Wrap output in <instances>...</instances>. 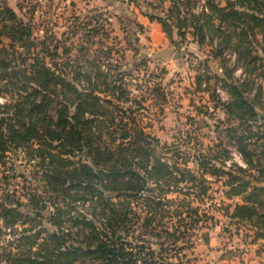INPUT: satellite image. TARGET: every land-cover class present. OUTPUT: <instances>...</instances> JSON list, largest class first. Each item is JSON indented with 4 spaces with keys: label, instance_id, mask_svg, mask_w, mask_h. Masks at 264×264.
<instances>
[{
    "label": "trees",
    "instance_id": "obj_1",
    "mask_svg": "<svg viewBox=\"0 0 264 264\" xmlns=\"http://www.w3.org/2000/svg\"><path fill=\"white\" fill-rule=\"evenodd\" d=\"M0 1V43L3 39L11 41L9 48L0 49V97L8 99L0 105V163L9 152L18 150L26 151L31 161L39 159L47 193H55L56 200L64 197L67 206H55L50 218L55 231L50 232L26 228L27 223L44 218L42 213L48 210L44 199L36 201L30 196L32 214L24 213L20 202L12 207L2 204L0 222L4 229L0 228V233L4 231L14 240L10 248L0 249V264H167L171 258L163 256V252L173 247L172 251L179 255L193 249L197 238L194 227L201 223L199 212L190 209V203L183 201L174 210L178 202L167 195L181 193V185L187 184L201 198L208 191V175L228 177L224 183L227 198L240 200L224 206L223 216L238 228L252 232L255 243L264 240V133L257 131L264 127L259 126L264 121L259 112L264 95V0L145 3V15L162 26L171 44H178L175 37L186 40L192 31L200 47L211 46L216 58L230 51L248 71V80L241 87L235 84L233 75L228 78L232 81L228 85L230 102H222L216 92L210 98L215 103L214 113L218 107L226 111L230 125L226 133L246 168L234 164L231 172H226L227 150H223L222 158L200 155L196 160L203 170L201 178L178 165L179 159L185 157L180 147H169L146 133L136 119L138 110L125 108L132 100L123 77L115 79L114 85L103 92L81 69L73 74V81L69 80L68 74H60L51 66L59 46L51 50L47 41L37 44L33 28L20 20L6 0ZM168 2L169 8L164 6ZM200 4L207 11L197 13ZM127 5L141 9L139 0H128ZM101 17L104 16L100 14L98 19ZM51 58L53 63H48ZM95 75L108 84L109 74L97 70ZM224 81L221 83L227 85ZM203 82V76H198L197 93L205 92ZM253 92L251 99L245 97ZM101 94H109L116 103ZM234 122L238 126H232ZM105 131L109 133L108 140H104ZM172 152L174 162L165 159ZM81 154L91 163L77 166L72 158ZM108 194L120 201L115 204ZM145 194L150 196L142 199ZM77 202L91 206L92 214L88 215L92 218L70 214ZM134 203L143 210L133 211ZM144 214L142 231L155 233L161 229L158 238H165L159 256L144 238L130 235L134 222ZM166 220L170 225L164 224ZM181 241H188V246L179 248ZM183 258L187 259L186 254Z\"/></svg>",
    "mask_w": 264,
    "mask_h": 264
},
{
    "label": "rangeland",
    "instance_id": "obj_2",
    "mask_svg": "<svg viewBox=\"0 0 264 264\" xmlns=\"http://www.w3.org/2000/svg\"><path fill=\"white\" fill-rule=\"evenodd\" d=\"M95 1L97 0H6L20 20L33 28V38L37 44L47 41L51 50L59 46L57 53L54 52L58 56L54 59L56 65L51 61L52 58L48 59V63L52 62L51 66H55V70L60 74H68L66 76L69 80L73 81V74L81 69L91 75L88 77L92 78L95 84L98 83L103 92L114 85L115 79L123 77L132 100V103L124 105L125 108L138 110L136 119L146 133L156 136L169 147H180V152L185 156L178 161L182 169L192 170L201 178L203 170L198 167L199 162L196 158L209 154L222 158L223 150L229 151V158L225 162L226 172L230 173L234 164L246 168L241 153L236 145L230 142L226 133L230 126L227 123L226 111L218 107L219 110L214 113L215 103L210 99L216 92V97L222 102L227 103L232 100L230 87L228 88L232 81L228 78L233 75L232 78L237 86L241 87L245 84L248 80V71L243 66V62H239L236 55L230 51L226 52L225 56L216 58L211 46L200 47L195 42L192 31L187 33L186 40L182 41L175 37L177 45H171L165 34L169 45L156 47L155 43L159 44L160 40L153 41L149 31L146 33L135 27L138 31L126 33L115 18L116 10L101 12L98 9L100 6ZM113 1L116 2L110 0ZM125 1L127 4L128 0ZM141 1L151 2V0ZM164 6L169 8V2ZM146 11L148 12L147 9ZM100 14L104 17L98 19ZM10 45V40L3 39L0 49L9 48ZM97 70L110 75L108 84H104L103 79L98 80V76L95 75ZM201 75L204 78L202 90L205 92L197 93L196 80ZM223 80H226L224 82H227V85L221 83ZM205 82L210 83L209 86L205 85ZM84 84L87 86L88 82ZM261 85L264 89V81ZM158 88L161 91H157ZM253 94L254 92L245 94V97L251 99ZM101 95L116 103L109 94ZM7 101V97H0V105ZM262 103L259 112L263 118L264 95ZM219 121L224 124H219ZM232 126H238V123L234 122ZM259 126H264V121L259 123ZM257 131L264 133V127ZM108 138L109 133L105 131L104 140ZM173 154V152L169 153L165 159L173 161ZM72 160L77 166L91 163L84 154L73 157ZM38 162L31 161L24 150L11 151L7 154V158L0 163V206L8 204L12 207L20 202L24 205L23 212L32 214V209L29 207L30 196H34L36 201L45 200L48 202V210L43 211L44 218L37 219L35 223H27L26 228L36 227L37 230L54 232L55 228L52 227L50 218L55 212V206L62 209H67V206L64 197L56 200L55 193H47V184L44 185L42 180L44 171ZM215 164L219 168L222 167L217 162ZM206 179L208 191L201 198H197L187 184L181 185V188H184L181 193L167 195L168 199L178 202L173 206L174 210H178L177 207L183 201L190 203V209L194 208L199 212L201 223L194 227L197 236L194 248L178 255L171 247L170 250L163 252V256L171 258L169 262H165L167 264H264V240L255 243V235L252 232L243 227L238 228L223 216L224 206L240 202L239 199L231 201L226 196L228 190L224 183L229 180L228 177L218 178L208 175ZM197 192L201 194L200 190ZM108 196L115 204L120 201L111 194ZM149 196L145 194L142 199ZM83 203L73 204L75 207L71 210L73 213L69 211L70 214L75 216L91 213V206ZM142 208L137 203L131 206L133 211L141 212ZM184 212H187V209ZM144 216L145 214L139 222H134V229L130 235L135 234V238H144L159 256L160 244L165 238H158L159 233H162L161 229L155 233L142 231ZM172 222L175 223L176 219ZM170 223L168 220L164 222L168 225ZM0 228L4 229L1 222ZM4 233L6 232L0 233V249L10 248V241L14 240V237ZM206 238L209 242H206ZM127 240L139 243L136 239L132 240L128 237ZM187 242H179V248L188 246ZM185 254L187 259L183 258Z\"/></svg>",
    "mask_w": 264,
    "mask_h": 264
},
{
    "label": "crops",
    "instance_id": "obj_3",
    "mask_svg": "<svg viewBox=\"0 0 264 264\" xmlns=\"http://www.w3.org/2000/svg\"><path fill=\"white\" fill-rule=\"evenodd\" d=\"M121 2L122 1L117 0L116 2H110V0L95 1V3L100 6L98 9H100L101 12L116 10L115 18L118 20L119 24H121L122 28L125 29L126 33H129V31H138L136 28L146 33L149 31L153 41L156 42L160 40L159 44L155 43L156 47H166L169 45L162 26L157 21H151L149 17L145 15L147 13L146 9L148 10L145 3H142L140 0L141 9H138L136 7H130L127 4H122ZM120 4H122V6ZM128 17L132 18L129 19Z\"/></svg>",
    "mask_w": 264,
    "mask_h": 264
},
{
    "label": "built area",
    "instance_id": "obj_4",
    "mask_svg": "<svg viewBox=\"0 0 264 264\" xmlns=\"http://www.w3.org/2000/svg\"><path fill=\"white\" fill-rule=\"evenodd\" d=\"M207 11V9L206 8H204V4H200L199 6H198V9L196 10V12L197 13H200V12H203V11ZM242 157V156H241Z\"/></svg>",
    "mask_w": 264,
    "mask_h": 264
}]
</instances>
